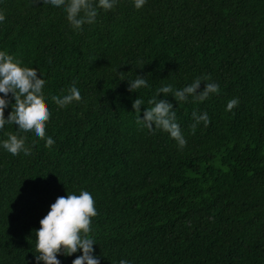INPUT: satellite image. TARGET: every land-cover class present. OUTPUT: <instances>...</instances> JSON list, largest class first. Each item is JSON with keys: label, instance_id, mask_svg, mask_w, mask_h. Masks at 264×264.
Segmentation results:
<instances>
[{"label": "trees", "instance_id": "trees-1", "mask_svg": "<svg viewBox=\"0 0 264 264\" xmlns=\"http://www.w3.org/2000/svg\"><path fill=\"white\" fill-rule=\"evenodd\" d=\"M0 13V51L44 80L54 141L0 129V140L22 136L30 152L0 148V264H35L39 220L81 190L96 209L89 235L99 264H264V0H146L140 9L117 0L79 31L39 0H0ZM135 75L148 87L130 92ZM196 78L218 93L157 97L173 105L182 149L137 123L161 86ZM73 84L80 101L58 107L52 97ZM193 112L209 123L193 128ZM80 254L57 258L72 264Z\"/></svg>", "mask_w": 264, "mask_h": 264}, {"label": "clouds", "instance_id": "clouds-1", "mask_svg": "<svg viewBox=\"0 0 264 264\" xmlns=\"http://www.w3.org/2000/svg\"><path fill=\"white\" fill-rule=\"evenodd\" d=\"M42 5H49L56 9H61L69 26L73 30L79 31L84 24L95 22L97 10H111L117 0H39ZM146 0H133L136 9H140ZM5 17L0 13V23ZM201 78L194 79L190 84L180 89L173 90L171 85L161 86L156 96L148 100L151 107H145L143 115H137V123H140L148 131L159 129L169 134L174 139L179 148L186 145V139L181 132L180 126L176 122V113L172 103L166 99H158L159 94L165 97L172 94L175 101L187 102L189 98L194 101H204L210 94L219 91V85L215 82H205L204 87L199 92L197 89ZM148 83L142 76L135 75V79L128 80V90L147 88ZM44 80L38 78L37 71L33 67L22 66L19 59H14L5 51H0V129L6 124H15L18 132L31 133L34 137L43 139L45 147L54 144L50 136H45L46 122L49 120L50 112L44 103L42 89ZM11 93L14 103L10 102L8 95ZM81 99L79 89L70 86L67 94L62 97L53 96L55 104L64 108L71 103L79 102ZM238 104L236 98L230 99L226 104V111H230ZM144 105L142 100L136 98L132 101L133 112L139 113L140 106ZM11 107L7 118L4 110ZM194 123L193 128L201 121L206 126L209 117L206 112L197 115L192 113ZM24 137H17L8 134L7 139L0 140V148L15 156L23 152L25 156L30 155L24 147ZM96 215L94 201L91 194L81 190L78 195L67 194L55 199L50 205V210L39 220L40 227L35 230L36 253L34 255L35 264H61L57 258L58 254L71 256L78 250L81 253L72 260V264H99V257L94 253L93 244H96L90 237L91 217ZM119 264H129V261L121 259Z\"/></svg>", "mask_w": 264, "mask_h": 264}]
</instances>
